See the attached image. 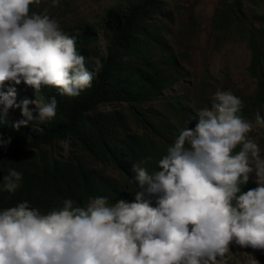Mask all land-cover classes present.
Instances as JSON below:
<instances>
[{"label": "clouds", "instance_id": "9594fccd", "mask_svg": "<svg viewBox=\"0 0 264 264\" xmlns=\"http://www.w3.org/2000/svg\"><path fill=\"white\" fill-rule=\"evenodd\" d=\"M41 2L0 0V104L5 113L19 107L27 118L14 127L44 123L57 109L55 96L17 104L19 86L55 87L71 97L92 86L76 36L47 8L30 7ZM51 3L58 7L60 0ZM242 107L231 90L218 89L196 124L180 129L159 170L141 166L151 157L133 164L134 200L97 196L81 207L64 199L62 208L44 214L23 201L0 211V264H227L233 242L264 249V158L248 136L264 128V117L257 112L247 121L238 114ZM21 179L10 168L0 190L15 193ZM251 264L259 261L252 256Z\"/></svg>", "mask_w": 264, "mask_h": 264}, {"label": "trees", "instance_id": "16d2710c", "mask_svg": "<svg viewBox=\"0 0 264 264\" xmlns=\"http://www.w3.org/2000/svg\"><path fill=\"white\" fill-rule=\"evenodd\" d=\"M126 1L123 6L107 10L106 22L112 29V35L100 56V66L93 73L92 86L75 97L61 95L55 87L42 86L36 92V99L48 102L55 96V117L44 123L30 120L27 125L21 124L26 134L0 145V183L10 168L22 174L21 186L15 193L0 190V211L23 201L44 214L62 208L64 199H72L74 206L81 207L89 202L90 197L97 196L107 197L108 203L119 199L134 200L138 189L133 164L151 157L147 164L141 166L150 173L159 170L158 160L167 154L168 147L174 143L180 130L174 120L150 119L148 110L144 111L142 105L160 95L165 87L177 80L179 73L173 56L167 55L164 60L157 61L152 60L150 53L154 45L152 40L156 39L148 38V29L156 25L150 21L153 14L160 11V0ZM231 3L240 11L241 0H231ZM68 34L77 39L96 38L95 29L88 23L83 25L80 35ZM247 46L250 50L248 71L256 79V88L252 96L242 101L243 107L238 114L245 120L250 114L256 116L259 112L262 115L264 28H260L258 34L253 31L249 34ZM76 48L86 56L84 45L78 44ZM158 48L163 49V46ZM121 101L127 102L133 109L132 116L143 127L140 133L128 130L127 113L99 109L100 105ZM28 107L35 116L36 106ZM16 111L23 120L27 119L19 107L10 108L5 113L0 104V141L9 140V123ZM188 119L190 125L195 122L191 116ZM60 140L67 141L73 148L72 154L58 158L41 153L38 158H31L34 148L44 145L53 147ZM78 150L119 169L127 175L128 185L125 187L120 180L105 176L100 169L90 166L84 159L85 155L82 157ZM236 151H239V146Z\"/></svg>", "mask_w": 264, "mask_h": 264}, {"label": "rangeland", "instance_id": "374dc122", "mask_svg": "<svg viewBox=\"0 0 264 264\" xmlns=\"http://www.w3.org/2000/svg\"><path fill=\"white\" fill-rule=\"evenodd\" d=\"M126 0H60L58 7L52 6L51 0H42L33 11L48 9L50 17L55 18L66 33L80 35L85 23L96 31V38L76 39V45L86 47L85 64L89 71L95 72L100 66L101 55L112 35V29L106 22L107 10L114 6H123ZM160 11L153 14L150 22L156 25L149 27L148 38L154 44L150 53L152 60H164L167 55L173 56L179 73L177 80L165 87L156 98L145 102L143 110H148V117L157 121L174 120L177 129L196 124L199 110L210 107L214 93L220 90H231L234 95L246 100L255 92L256 79L250 75V50L247 46L249 34H258L264 28V0H241L240 11L236 10L231 0H160ZM159 40V41H158ZM162 45L163 49L158 48ZM35 101L36 91L24 84L19 86L16 103L24 99ZM29 105L36 106L35 103ZM105 111L119 110L129 115L127 127L131 132L140 133V126L132 116V108L127 102H113L100 105ZM264 117V105L261 108ZM188 116L195 120L189 124ZM23 120L19 111L11 118L9 138L24 136L23 126L14 127ZM248 121H254L250 114ZM249 138L260 147V155L264 158V128H254ZM42 147V148H41ZM73 148L67 141H59L55 146L44 145L33 149L31 158H38L41 153L49 157L69 156ZM76 151V150H75ZM81 152V156L85 152ZM32 158V159H33ZM84 159L105 176L115 177L123 186L128 185L127 175L113 165L92 159L85 155ZM257 185L255 173H250ZM225 256L227 264H251L252 256L264 264V249L241 247L234 242Z\"/></svg>", "mask_w": 264, "mask_h": 264}]
</instances>
